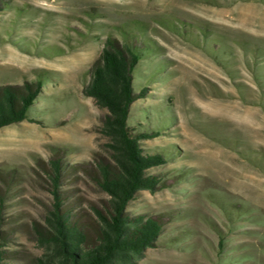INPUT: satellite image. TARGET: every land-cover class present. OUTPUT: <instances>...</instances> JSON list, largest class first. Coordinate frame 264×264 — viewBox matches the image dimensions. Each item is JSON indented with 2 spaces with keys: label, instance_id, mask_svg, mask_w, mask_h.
<instances>
[{
  "label": "rangeland",
  "instance_id": "rangeland-1",
  "mask_svg": "<svg viewBox=\"0 0 264 264\" xmlns=\"http://www.w3.org/2000/svg\"><path fill=\"white\" fill-rule=\"evenodd\" d=\"M109 36L142 51L127 126L157 132L138 143L162 157L125 208L161 223L135 264H264V0H0V86L41 81L27 119L0 127L1 264L43 255L53 160L95 242L108 196L92 172L112 153L82 89Z\"/></svg>",
  "mask_w": 264,
  "mask_h": 264
},
{
  "label": "trees",
  "instance_id": "trees-1",
  "mask_svg": "<svg viewBox=\"0 0 264 264\" xmlns=\"http://www.w3.org/2000/svg\"><path fill=\"white\" fill-rule=\"evenodd\" d=\"M141 55L142 51L127 38L107 37L82 89L106 110L101 130L108 137L112 153L111 162L99 163L97 174L92 172L94 182L108 196L105 210L95 209L99 223L95 242L86 245L87 234L77 223L78 217L61 207L57 188L61 164L53 160V205L46 222L33 227L45 251L30 264H135L161 232L157 217L130 218L125 212L138 190L154 189L158 179L146 175V169L162 161L159 154H143L138 143L139 138L157 132L132 135L127 126L130 106L138 97L133 89V70ZM40 87V80L0 86V127L27 119ZM3 253L0 251V261Z\"/></svg>",
  "mask_w": 264,
  "mask_h": 264
}]
</instances>
